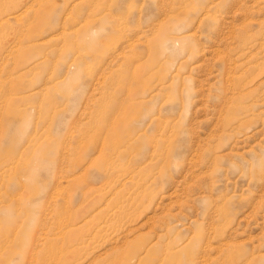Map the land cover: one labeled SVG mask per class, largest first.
Wrapping results in <instances>:
<instances>
[{"label": "rangeland", "instance_id": "obj_1", "mask_svg": "<svg viewBox=\"0 0 264 264\" xmlns=\"http://www.w3.org/2000/svg\"><path fill=\"white\" fill-rule=\"evenodd\" d=\"M0 264H264V0H0Z\"/></svg>", "mask_w": 264, "mask_h": 264}]
</instances>
